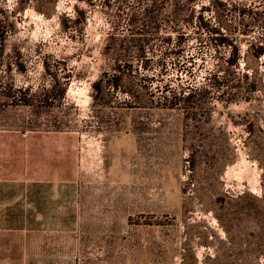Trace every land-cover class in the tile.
Masks as SVG:
<instances>
[{
  "label": "rangeland",
  "instance_id": "1",
  "mask_svg": "<svg viewBox=\"0 0 264 264\" xmlns=\"http://www.w3.org/2000/svg\"><path fill=\"white\" fill-rule=\"evenodd\" d=\"M3 162L13 264H264V0H0Z\"/></svg>",
  "mask_w": 264,
  "mask_h": 264
},
{
  "label": "crops",
  "instance_id": "2",
  "mask_svg": "<svg viewBox=\"0 0 264 264\" xmlns=\"http://www.w3.org/2000/svg\"><path fill=\"white\" fill-rule=\"evenodd\" d=\"M12 173L10 163L0 166V225L11 226ZM10 232V228H9ZM0 264H13L11 234H0Z\"/></svg>",
  "mask_w": 264,
  "mask_h": 264
},
{
  "label": "trees",
  "instance_id": "3",
  "mask_svg": "<svg viewBox=\"0 0 264 264\" xmlns=\"http://www.w3.org/2000/svg\"><path fill=\"white\" fill-rule=\"evenodd\" d=\"M219 40L221 41V43H225L227 39L225 37H221V39H219ZM190 161L191 162L194 161V153L191 154Z\"/></svg>",
  "mask_w": 264,
  "mask_h": 264
}]
</instances>
